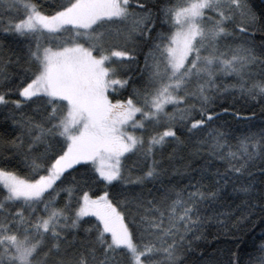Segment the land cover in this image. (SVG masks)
<instances>
[{"label": "snow or ice", "instance_id": "obj_1", "mask_svg": "<svg viewBox=\"0 0 264 264\" xmlns=\"http://www.w3.org/2000/svg\"><path fill=\"white\" fill-rule=\"evenodd\" d=\"M260 5L0 0L21 45L0 46V264H264V236L226 262L197 252L205 227L247 211H221L229 189L264 201V130L216 123L227 94L264 102ZM202 151L176 169L189 183L164 179Z\"/></svg>", "mask_w": 264, "mask_h": 264}, {"label": "trees", "instance_id": "obj_2", "mask_svg": "<svg viewBox=\"0 0 264 264\" xmlns=\"http://www.w3.org/2000/svg\"><path fill=\"white\" fill-rule=\"evenodd\" d=\"M41 4L45 3V0H39ZM259 8L260 0H254ZM19 38L13 35H7L0 31V46H3V51L6 54H11V51H16L21 45L16 43ZM260 42V33L257 32V43ZM26 47V46H24ZM10 68L9 71L14 69ZM224 108L228 109L227 113H224ZM216 111L222 114V119L216 123L219 125H225L236 136L240 137L243 134L259 133L264 130V102H257L254 100H247L241 98L239 93L235 95L227 94L223 98L217 101ZM234 112H239L242 117H251V120L241 119L236 120L233 116ZM3 120V116L0 115V121ZM236 140L232 143L236 144ZM170 151V150H169ZM167 155V154H166ZM185 159L176 163L169 171V175L164 177L165 180L171 179L173 182H180L181 187L189 183V180L182 175L176 174V169H179L181 173L190 174L192 169L200 168L205 165L209 157H207L206 151H202L200 156L191 157L189 153H185ZM191 165V167H186ZM214 170V169H213ZM23 174V173H22ZM138 174V173H137ZM135 178V175L133 176ZM208 183V181H205ZM151 187V185H149ZM237 189L239 184L236 185ZM106 190L104 183L95 185L90 195L95 198L96 195H102ZM141 189L138 186H133L130 191L139 192ZM232 200L227 201L230 205L227 209H221V211L236 212L238 206H243L247 211L237 212L236 215L227 221L226 227H220L215 221L212 222L210 227H205L203 231L204 239L198 241L200 248L197 252L206 248L208 253L216 255L219 259L226 262L227 253L226 250L231 249V252H239L240 249L247 251L252 250V245L255 242L257 245L261 242L258 238L264 236V211H261V207L264 206V201H261L260 194L261 188H254L251 196H245L243 193L233 192ZM238 197V198H237ZM250 201V204H249ZM247 217L245 220H241V216ZM95 222V218H90ZM240 220V226H237V221ZM87 226V225H86ZM248 257L245 256V260Z\"/></svg>", "mask_w": 264, "mask_h": 264}]
</instances>
